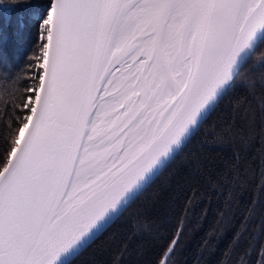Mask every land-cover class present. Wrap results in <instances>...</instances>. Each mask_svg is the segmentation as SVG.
I'll use <instances>...</instances> for the list:
<instances>
[{"label":"snow or ice","instance_id":"6c2138e0","mask_svg":"<svg viewBox=\"0 0 264 264\" xmlns=\"http://www.w3.org/2000/svg\"><path fill=\"white\" fill-rule=\"evenodd\" d=\"M9 6L34 13L38 35L24 80L0 18V264H66L243 83L264 0ZM230 247L235 264H264V245Z\"/></svg>","mask_w":264,"mask_h":264},{"label":"trees","instance_id":"16d2710c","mask_svg":"<svg viewBox=\"0 0 264 264\" xmlns=\"http://www.w3.org/2000/svg\"><path fill=\"white\" fill-rule=\"evenodd\" d=\"M11 3L0 0L15 37L7 70L27 80L38 17ZM240 81L147 189L66 264H158L174 238L169 264H235V236L240 247L264 245V42Z\"/></svg>","mask_w":264,"mask_h":264},{"label":"water","instance_id":"95a60500","mask_svg":"<svg viewBox=\"0 0 264 264\" xmlns=\"http://www.w3.org/2000/svg\"><path fill=\"white\" fill-rule=\"evenodd\" d=\"M167 165H168V164H167ZM159 174H160V173H159ZM159 174H158V175H159ZM158 175H156L154 178H152L151 182H152V181H153ZM151 182H150V183H151ZM118 216H119V215H115V216H113V218H112L111 220L107 221L106 223H105V222H102V223H101V228H100V230H99L98 232H96L95 237L98 236V235H99V234H100V233H101L106 227H108V226H109V225H110V224H111V223H112V222H113ZM95 237H94V238H95ZM94 238H93V239H94ZM93 239H92V240H93ZM92 240H91V241H92ZM91 241H90V242H91ZM90 242H89V243H90ZM172 245H173V241L170 243V245L168 246V248L166 249V251H168L169 247L172 246ZM166 251H165V252H166ZM75 255H76V254H75ZM75 255H73V256L71 257V259H72ZM69 260H70V259H69ZM69 260H68V261H69ZM68 261H66V263H67ZM159 264H160V262H159Z\"/></svg>","mask_w":264,"mask_h":264},{"label":"rangeland","instance_id":"374dc122","mask_svg":"<svg viewBox=\"0 0 264 264\" xmlns=\"http://www.w3.org/2000/svg\"><path fill=\"white\" fill-rule=\"evenodd\" d=\"M158 264H159V262H158Z\"/></svg>","mask_w":264,"mask_h":264}]
</instances>
